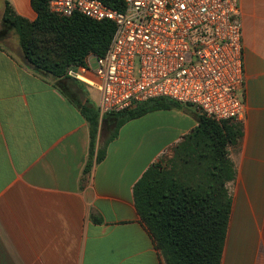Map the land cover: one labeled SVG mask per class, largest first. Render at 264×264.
<instances>
[{"label": "crops", "instance_id": "0c3cea01", "mask_svg": "<svg viewBox=\"0 0 264 264\" xmlns=\"http://www.w3.org/2000/svg\"><path fill=\"white\" fill-rule=\"evenodd\" d=\"M7 7L29 22L38 17L32 0H0V25ZM240 19L246 114L234 122L242 136L231 148L236 175L221 264H264V0H240ZM87 101L99 107L95 87L40 75L19 46L0 43V264H166L134 187L193 132L197 110L129 121L85 175L90 126L77 104ZM103 117L96 152L108 139Z\"/></svg>", "mask_w": 264, "mask_h": 264}, {"label": "trees", "instance_id": "16d2710c", "mask_svg": "<svg viewBox=\"0 0 264 264\" xmlns=\"http://www.w3.org/2000/svg\"><path fill=\"white\" fill-rule=\"evenodd\" d=\"M115 5L116 0H105ZM38 17L29 22L16 16L7 7L0 25V43L15 32L19 39L24 63L40 75L57 79L67 78L70 67L84 66L90 55L104 57L116 26L112 21H96L75 13L62 17L52 13L47 0H32ZM90 126V154L84 170L89 173L102 162L108 145L129 121L158 110L188 108L169 99H156L120 113H109L102 118L110 129V136L96 150L100 114L90 101L77 104ZM197 127L182 143L172 148L175 155L181 149L184 163L192 169L183 176L174 161L163 157L154 163L134 187L138 213L153 235L166 264H221L227 237L232 201L227 183L235 179L233 162L228 158V147L238 143L242 130L236 121L217 122L195 111ZM164 156V155H163Z\"/></svg>", "mask_w": 264, "mask_h": 264}, {"label": "built area", "instance_id": "2783aa9c", "mask_svg": "<svg viewBox=\"0 0 264 264\" xmlns=\"http://www.w3.org/2000/svg\"><path fill=\"white\" fill-rule=\"evenodd\" d=\"M52 13L112 21L104 57L67 76L95 87L103 117L156 99L190 106L217 122L246 114L240 0H47ZM97 61L93 69L91 60ZM94 72L97 80L88 74Z\"/></svg>", "mask_w": 264, "mask_h": 264}, {"label": "rangeland", "instance_id": "374dc122", "mask_svg": "<svg viewBox=\"0 0 264 264\" xmlns=\"http://www.w3.org/2000/svg\"><path fill=\"white\" fill-rule=\"evenodd\" d=\"M7 43L11 46V47H18L19 46V39H18V36L15 34V33H12L11 36L9 37V39L7 40ZM91 66L93 69H96L97 68V61L95 59H92L91 60ZM102 125H103V130H102V133H103V138L106 139L107 137L110 136V129L107 127L106 123L102 121ZM233 146H229L228 147V158L229 160L232 162V159H231V148ZM179 152H177V155H175V153L173 152V150L171 149L169 152H167L164 156H163V159L162 161H165V165H167L166 161L167 160H171V161H174V166H176L174 168V170L176 169L178 173H180L182 176L184 174H188L191 169H192V165L191 164H185L184 163V155H183V152L181 149L178 150ZM167 167H169L170 169L172 168V165L169 164L167 165ZM173 169V168H172ZM175 170V171H176ZM235 180V179H234ZM234 180H231L227 183V187L229 186V184H231ZM228 191H229V188H228ZM230 194V192H229ZM230 198H231V201H232V204H233V196L230 194Z\"/></svg>", "mask_w": 264, "mask_h": 264}]
</instances>
